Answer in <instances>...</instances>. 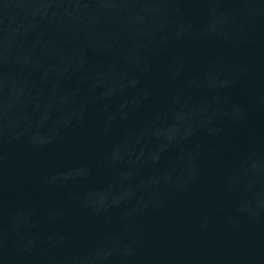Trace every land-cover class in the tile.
I'll list each match as a JSON object with an SVG mask.
<instances>
[{"label":"water","instance_id":"95a60500","mask_svg":"<svg viewBox=\"0 0 264 264\" xmlns=\"http://www.w3.org/2000/svg\"><path fill=\"white\" fill-rule=\"evenodd\" d=\"M0 264H264V0H0Z\"/></svg>","mask_w":264,"mask_h":264}]
</instances>
